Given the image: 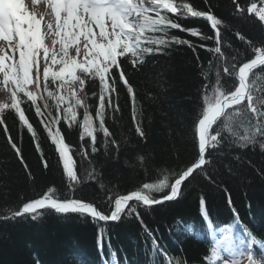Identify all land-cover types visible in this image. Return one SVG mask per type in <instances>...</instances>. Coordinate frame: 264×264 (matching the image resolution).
<instances>
[{"label":"snow or ice","instance_id":"obj_1","mask_svg":"<svg viewBox=\"0 0 264 264\" xmlns=\"http://www.w3.org/2000/svg\"><path fill=\"white\" fill-rule=\"evenodd\" d=\"M204 3L205 10L185 0H0V93L8 97L7 102H0V125L26 171L28 165L9 133L5 113H15L21 128L32 138L44 169H48L37 133V126L42 127L54 147L67 188L61 192L48 187L3 219L30 216L35 221L54 211L108 224L134 216L151 236L152 250L161 264H173V257L153 234L155 230L144 225L140 209L178 200L194 174L215 183L216 165L222 164L231 173L233 162L244 163L250 148L255 151L258 147L264 154V38L236 30L233 35L244 50L226 44L222 29L229 30V25L216 13L214 4L209 0ZM231 4L232 14L254 24L264 36V0H231ZM189 17L207 21L212 35H203L198 27H184L180 21ZM170 30L213 45H199L212 55L206 67L198 63L203 83L198 89L202 102L193 118L194 162L178 171L160 168L153 182H143L123 194L105 191L108 207L102 210L95 200L86 201L79 194L87 182L105 189L102 175L93 167L94 157L101 150L98 145L106 155L110 146L119 151L120 141L110 130L108 119L115 122V114L121 111V86L133 103L136 134L148 139L127 66L138 71L148 58L163 53L171 44L196 51L192 41L169 37ZM89 82L98 86L91 97ZM91 98H95V105L89 103ZM26 112H34L36 125ZM73 130L78 133L76 144L67 139ZM133 159V172L154 166L149 154H136ZM228 203L232 205L230 195ZM199 206L201 218L212 230L203 195ZM233 214L234 223L219 229L220 238L212 231V246L204 264H264V237L242 224L235 208ZM177 227L194 238L200 236L194 222L178 221ZM104 232V228L98 230L101 239ZM174 264L187 262L175 258Z\"/></svg>","mask_w":264,"mask_h":264},{"label":"trees","instance_id":"obj_2","mask_svg":"<svg viewBox=\"0 0 264 264\" xmlns=\"http://www.w3.org/2000/svg\"><path fill=\"white\" fill-rule=\"evenodd\" d=\"M185 2L194 3L200 10L206 9L204 0ZM209 3L215 5L216 13L229 25V30L222 29L226 44L244 50L241 42L235 40L233 33L236 30L256 39L264 38L254 24L232 14L231 0H209ZM180 22L184 27H198L203 35H212L205 20L189 17ZM173 35L197 45L195 53L186 45L171 44L163 53L148 58L140 70L133 71L127 66L137 93L136 108L138 114H142L140 119L148 139L145 141L136 134L132 119L133 103L121 86L118 101L121 111L115 114V122L108 119L110 130L120 141L119 151L110 146L106 155L103 146L98 145L101 150L94 157L93 167L102 175L105 189L95 182H87L79 194L86 201L95 200L102 210L108 207L105 191L115 190L123 194L143 182H153L152 178L160 168L178 171L194 162L193 118L202 102L198 89L203 83L198 63L206 67L212 55L199 45H213L211 41L179 30H170L169 37ZM87 92L91 97L93 92H98V86L89 82ZM89 103L95 105V98H91ZM26 114L36 125L38 118L34 112ZM5 118L28 170L8 144L4 128L0 125V264H36L37 260L40 264H161V258L152 250L151 236L134 216L108 224L94 223L90 217L62 215L54 211L35 221L30 216L3 219L48 187L61 192L67 190L54 147L43 128L37 126V133L49 162L48 169H44L32 138L26 129L21 128L15 113L7 111ZM113 123L114 127H111ZM67 139L73 144L78 143V133L73 130ZM98 139H103L102 134ZM136 154H149L154 166L133 172L130 166L135 163L133 157ZM244 160V163L233 162L231 173L222 164H217L215 183L194 174V178L186 182L178 200L151 209H140L144 225L155 230L153 234L160 247L173 257V264L175 258L186 260L187 264H204V257L210 254L212 241L206 222L201 218V195L206 199L214 228L233 224L235 208L241 223L258 237H264V154L258 147L255 151L250 148L244 154ZM178 221L185 224L194 222L200 232L199 238L178 228ZM100 228L105 229L102 239L98 235ZM150 245L151 252H145ZM109 256L114 257L110 259Z\"/></svg>","mask_w":264,"mask_h":264},{"label":"rangeland","instance_id":"obj_3","mask_svg":"<svg viewBox=\"0 0 264 264\" xmlns=\"http://www.w3.org/2000/svg\"><path fill=\"white\" fill-rule=\"evenodd\" d=\"M8 101V97L2 93H0V102H7Z\"/></svg>","mask_w":264,"mask_h":264},{"label":"bare ground","instance_id":"obj_4","mask_svg":"<svg viewBox=\"0 0 264 264\" xmlns=\"http://www.w3.org/2000/svg\"><path fill=\"white\" fill-rule=\"evenodd\" d=\"M169 239H170V238H169ZM145 252H151V245H150L149 249L147 248V250H145ZM148 254L150 255L151 253H148ZM113 255H114V254H113ZM112 257H114V256H112ZM112 257L109 256L110 259H112Z\"/></svg>","mask_w":264,"mask_h":264},{"label":"water","instance_id":"obj_5","mask_svg":"<svg viewBox=\"0 0 264 264\" xmlns=\"http://www.w3.org/2000/svg\"><path fill=\"white\" fill-rule=\"evenodd\" d=\"M19 210V209H18Z\"/></svg>","mask_w":264,"mask_h":264}]
</instances>
